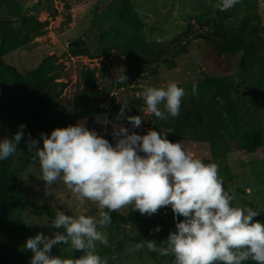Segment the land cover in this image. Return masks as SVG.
<instances>
[{
	"label": "rangeland",
	"instance_id": "1",
	"mask_svg": "<svg viewBox=\"0 0 264 264\" xmlns=\"http://www.w3.org/2000/svg\"><path fill=\"white\" fill-rule=\"evenodd\" d=\"M19 8L28 15H34L39 20H49L44 33L34 38L25 47L14 50L5 56V60L15 65L18 70L27 74L36 68L40 61L47 54H57L59 61L65 64L59 81L66 82L62 95L57 101V112L66 113L71 120L85 119V126L94 130L98 135L103 136L110 143L115 145L116 139L113 134V124L109 122L105 109L109 108L112 96L120 102L126 101L128 95L136 93L143 94L146 87L166 86L168 82H175L179 87L185 89L186 99L193 83L201 82L205 75L223 76L229 75L236 86L238 106L250 116L258 117L264 124V106L261 109H253V91L251 80L248 74L239 67L240 55L229 57L214 52L210 44L203 38H194L196 29H208L213 22H220L226 25H235L244 15L248 8L247 0H239L234 7L227 11H221L216 7L220 0H131L134 8L144 21V32L149 40L165 43L171 52L173 49L191 40L188 52L180 54L176 58L174 68H169L165 63H158V73H146L129 88H122L104 95L96 104L99 114L95 117L90 115L76 117L75 104L76 96L83 89L84 82L81 79V70L84 67L94 68L101 87H108L115 82L116 77L127 69V60L117 50H112L108 56L104 55L105 50L111 44V38L101 39L105 29L112 28L113 24L118 26L116 20V9L119 0H15ZM66 3L69 7L63 9L61 6ZM2 0H0V4ZM56 8L58 14L50 16L51 9ZM258 11L264 23V0H258ZM10 11L5 4L0 5V15H9ZM202 16L206 23L198 24L194 18ZM70 18V19H69ZM191 22L192 30H188ZM20 25L21 20L15 21ZM74 46L89 49V55H73L70 50ZM215 88L205 92L207 98L214 93ZM181 100V101H182ZM163 105V104H162ZM164 106V105H163ZM145 126L133 127L132 124H123L129 132L139 135L146 134L152 130L150 114L147 106H144ZM21 125L24 137L17 145L13 153L12 168L19 170L18 184L22 187L24 198L21 211L22 218L28 223L35 234L54 236L56 232H63L64 229H56L51 226L53 218L49 215L48 209L52 208L57 213L64 212L67 215L78 216L85 214L100 218V212L107 211L91 201H81L72 193L61 180L52 185H47L40 178L42 169L39 160H34L29 152L27 141L31 139L39 142L37 127L31 119L28 111L23 107L19 98V92L11 85L0 92V140L12 138ZM183 147L191 151L195 157L210 159L212 157L208 142L195 141L191 139L180 140ZM43 147V145H39ZM144 155V153H140ZM28 160H31L27 163ZM224 166H229L234 179L224 187L233 196L232 204L236 207L252 208L264 212V160H257L254 156H241L237 151H231L224 160ZM26 176V178H25ZM129 207L115 212L122 216L135 213ZM183 219V218H182ZM181 219V220H182ZM121 228L118 232L110 229V223L99 227L106 236L108 243L123 242L125 249L120 253L116 264H174L169 256H161L157 253L153 256L145 247L140 251L130 252L133 247L130 238L138 233L145 225L141 223L132 224L129 221H121ZM176 220H172L163 227L176 230ZM24 243L21 248L25 249ZM96 249L104 244L96 242ZM73 249L62 245H54L50 255L64 258ZM33 255V253H32Z\"/></svg>",
	"mask_w": 264,
	"mask_h": 264
},
{
	"label": "trees",
	"instance_id": "2",
	"mask_svg": "<svg viewBox=\"0 0 264 264\" xmlns=\"http://www.w3.org/2000/svg\"><path fill=\"white\" fill-rule=\"evenodd\" d=\"M248 8L235 25H226L213 22L208 29H196L194 38L206 40L214 52L229 57L240 55L239 67L248 74L253 91V109L258 112L264 106V23L258 11V0H247ZM5 8L10 11L8 15H0V92L13 85L19 92L23 107L30 114L37 127L39 145H43L41 134L49 135L54 128L76 125L66 113L57 112V101L62 95L66 82L59 81L65 64L59 61L57 54H47L38 66L27 74L21 73L15 65L8 63L5 56L14 50L30 44L34 38L44 33L49 20H39L34 15L25 14L15 0H2ZM0 4V5H1ZM63 9L69 6L64 2ZM51 9L50 16L58 14L56 8ZM118 26L105 29L101 39L111 38V44L105 50L106 56L112 50L119 51L127 60V69L123 72L127 81L117 83L115 80L110 86L101 87L94 68L84 67L81 70L83 89L76 96V117L99 114L97 102L106 94L122 88H129L134 82L144 77L146 73L157 74L158 63L163 62L169 68H174L176 58L188 52L191 40L170 51L169 47L161 41L149 40L144 32V21L134 8L131 0H119L116 9ZM21 20L17 25L15 21ZM70 19V18H69ZM198 24L206 23L202 16L194 18ZM188 30H192L191 22ZM70 53L73 55H89V49L74 46ZM119 74L117 77L122 75ZM197 94H192V87L186 99L181 101L180 114L172 117L163 105L162 111L168 117L166 120L150 114L152 130L161 131L170 129L166 138L172 142L191 139L208 142L212 157L203 160L204 163H216L219 166V175L223 180V187L230 183L235 175L229 166H224L227 155L235 150L241 156H254L257 160H264V124L256 116H250L238 106L236 86L229 75L209 76L197 84ZM215 88L210 98L205 92ZM113 104L105 109L109 122L131 124L128 116H141L145 126L143 94L128 95L125 103L128 108L125 116L116 120L124 102L112 96ZM113 136V135H112ZM13 154L6 160H0V264H30L32 252L21 248V243L34 237L35 232L22 218L24 193L18 184V169L12 168ZM31 160H28L30 162ZM49 215L55 219L57 212L48 209ZM110 229L114 232L121 227V221L132 224L141 223L145 228L130 238L133 246L136 243H145L146 240L155 239L158 246H166V238L174 231L161 224H166L174 218L170 206L161 208L157 213L148 216L139 211L129 213L126 217L113 212ZM254 220L264 223V212L259 213ZM159 226L160 231L154 229ZM48 236V235H46ZM51 238V236H48ZM70 247V244H61ZM125 249L123 242H109L96 249L102 258H108V264H116L120 253ZM153 256L157 252L150 251ZM81 251L73 250L64 258L76 259L83 255ZM115 257V259H113ZM174 261V257L171 256ZM243 264H255L254 261H245Z\"/></svg>",
	"mask_w": 264,
	"mask_h": 264
},
{
	"label": "clouds",
	"instance_id": "3",
	"mask_svg": "<svg viewBox=\"0 0 264 264\" xmlns=\"http://www.w3.org/2000/svg\"><path fill=\"white\" fill-rule=\"evenodd\" d=\"M237 3L239 0H220L216 7L227 11ZM127 79L124 73L116 77L121 84ZM197 91L194 82L192 94ZM184 95L185 89L175 82L143 91L147 112L164 120L168 117L160 105L178 117ZM127 108L124 102L116 120L125 116ZM127 119L133 127L142 124L141 116ZM111 123L115 145L83 122L54 128L49 135L42 133V148L29 135L28 150L35 149L32 157L39 160L40 178L47 185L61 180L81 201L107 210L100 212L98 220L85 214L57 213L51 226L63 228V232L51 238L38 233L26 239L24 247L33 253L30 264H108L107 257L97 254L96 242L108 245L98 226L111 222L110 212L131 207L151 216L167 206L174 218L183 219L176 220V230L169 233L166 246H158L155 239L146 240L149 251L173 256L174 264H243L249 260L264 264V223L254 220L259 212L233 206L234 198L225 191L216 163H204L181 143L167 139L170 129L139 135L130 133L123 124ZM24 127L21 125L12 138L0 140V160L16 152ZM154 231L159 232V226ZM58 244H70L84 254L76 259L50 255ZM144 247V243H136L129 251Z\"/></svg>",
	"mask_w": 264,
	"mask_h": 264
},
{
	"label": "water",
	"instance_id": "4",
	"mask_svg": "<svg viewBox=\"0 0 264 264\" xmlns=\"http://www.w3.org/2000/svg\"><path fill=\"white\" fill-rule=\"evenodd\" d=\"M85 117H86V116H85ZM85 119H86V118H80L79 120H77V124H78V123H81V122H83V123L85 124Z\"/></svg>",
	"mask_w": 264,
	"mask_h": 264
}]
</instances>
